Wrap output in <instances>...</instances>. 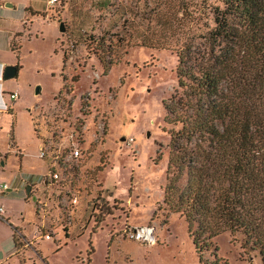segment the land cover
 Returning a JSON list of instances; mask_svg holds the SVG:
<instances>
[{
    "label": "rangeland",
    "instance_id": "obj_1",
    "mask_svg": "<svg viewBox=\"0 0 264 264\" xmlns=\"http://www.w3.org/2000/svg\"><path fill=\"white\" fill-rule=\"evenodd\" d=\"M178 3L63 0L61 7L39 0L41 14L60 12L54 21L34 18L22 43L20 82L38 95L13 117H0V185L9 187L0 191L3 264H201L185 219L163 205L170 151L163 103L177 87L176 52L204 34L179 16ZM68 91L72 104L45 123ZM82 115V163L73 171L69 163L60 184L46 185L50 165L39 156L40 142L53 125H63L66 137L67 121ZM45 221L51 240H42ZM148 225L156 228L155 246L125 238L128 228ZM243 242L242 234L222 233L204 261L262 264Z\"/></svg>",
    "mask_w": 264,
    "mask_h": 264
},
{
    "label": "trees",
    "instance_id": "obj_2",
    "mask_svg": "<svg viewBox=\"0 0 264 264\" xmlns=\"http://www.w3.org/2000/svg\"><path fill=\"white\" fill-rule=\"evenodd\" d=\"M178 7L204 34L176 52L177 87L163 103L170 138L163 205L185 219L201 264L225 232L242 234L243 250L264 264V0ZM58 12L40 16L54 21Z\"/></svg>",
    "mask_w": 264,
    "mask_h": 264
},
{
    "label": "crops",
    "instance_id": "obj_3",
    "mask_svg": "<svg viewBox=\"0 0 264 264\" xmlns=\"http://www.w3.org/2000/svg\"><path fill=\"white\" fill-rule=\"evenodd\" d=\"M6 5L9 6L6 7ZM38 6L39 0H0V117L5 113L13 117V111H17L18 107L24 104H29L30 101L34 100L35 96L38 95L33 92L30 86L23 85L20 82V73L22 72L23 63L22 43L28 39L27 25L33 24L34 18L37 19L41 17V12L37 8ZM18 8H20V10ZM10 66L18 68L17 75L13 79L5 80V71ZM12 94H18V99L14 101ZM4 105L9 106L10 110L5 111ZM52 114V110L46 113L48 116L44 117L45 123L46 120H54V115ZM36 126L35 124V129ZM41 143L42 142H40V147ZM0 207L5 209L4 205ZM6 213L7 211L5 209L4 214ZM44 226L43 228L48 229L49 225L47 221H45ZM76 226H73L71 229L77 232ZM58 229L60 228L58 227L56 230ZM86 230L87 229H84L82 233ZM72 237L73 236H70L67 239H72ZM0 262L3 263V261Z\"/></svg>",
    "mask_w": 264,
    "mask_h": 264
},
{
    "label": "built area",
    "instance_id": "obj_4",
    "mask_svg": "<svg viewBox=\"0 0 264 264\" xmlns=\"http://www.w3.org/2000/svg\"><path fill=\"white\" fill-rule=\"evenodd\" d=\"M62 1L63 0H48V4L50 6L58 4L62 6ZM69 91L68 93L66 92L65 94L60 95L61 102L56 107H51V110L56 113L54 114V123L55 117L60 112L64 113L65 108H69V106L73 102L72 99L68 98V95H70ZM12 98L14 101L17 100L18 94H12ZM4 110L9 111L10 107L4 105ZM83 110L86 111L85 109ZM82 117L83 118L77 120L69 119V122L67 121V123H70V132L66 137L65 130L63 127H61L63 125H53L54 127L52 126L51 130H48L50 136L49 139L42 141L39 156L42 160L49 162V165L53 171L50 176V179L46 180V185H48L49 183L60 184L63 181L62 175L70 169L69 163L76 166L75 168H72V171L78 168L79 165L82 163L84 153L81 148V145L84 144L85 140V131L82 123L85 121L84 115H82ZM65 123L66 122L64 120H61V124ZM95 136L97 137V134H95ZM0 191H9L8 185H0ZM71 204L73 207L78 204V197L76 194L71 200ZM43 211H45V208H43ZM4 213L5 209L3 207H0V217H2ZM69 219H71V217H69ZM43 229L42 240H51L52 236L50 234L43 233ZM125 238L148 246H155L158 243L156 228L151 225L142 226L140 228H128L125 231ZM0 264L3 263L0 262Z\"/></svg>",
    "mask_w": 264,
    "mask_h": 264
},
{
    "label": "water",
    "instance_id": "obj_5",
    "mask_svg": "<svg viewBox=\"0 0 264 264\" xmlns=\"http://www.w3.org/2000/svg\"><path fill=\"white\" fill-rule=\"evenodd\" d=\"M8 6L9 5H6V7ZM64 31H65L64 26L61 25V32H64ZM17 71H18L17 67H13V66L8 67L5 71L4 79L10 80V79L15 78V76L17 75ZM28 192H30V189H28Z\"/></svg>",
    "mask_w": 264,
    "mask_h": 264
}]
</instances>
